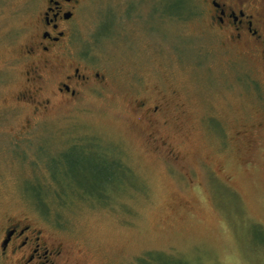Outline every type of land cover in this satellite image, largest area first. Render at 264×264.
<instances>
[{"label":"rangeland","instance_id":"obj_1","mask_svg":"<svg viewBox=\"0 0 264 264\" xmlns=\"http://www.w3.org/2000/svg\"><path fill=\"white\" fill-rule=\"evenodd\" d=\"M42 2L0 0V243L28 222L57 264H264V62L224 47L197 0H85L71 49L101 77L57 101L61 71L27 75ZM96 153L108 200L89 195ZM58 161L76 189L62 176L68 193L38 205ZM0 264L20 263L0 246Z\"/></svg>","mask_w":264,"mask_h":264},{"label":"flooded vegetation","instance_id":"obj_2","mask_svg":"<svg viewBox=\"0 0 264 264\" xmlns=\"http://www.w3.org/2000/svg\"><path fill=\"white\" fill-rule=\"evenodd\" d=\"M191 1L185 0L186 11V4ZM197 1L203 9L201 13L206 14L211 30L219 34L224 47L249 49L264 62V0ZM84 3L85 0H43L37 31L26 45L28 81H38L41 85L46 74L62 72L59 83L54 85L51 82L46 88L48 95L55 96L57 101L76 99L101 77L89 59L73 53L71 49L70 34L76 29L75 20ZM179 12H174L173 16ZM145 99L139 100L138 107L151 117L158 115L162 104H151L148 102L150 99ZM45 102L48 108L52 99ZM41 239H44L42 230L33 224L12 223L4 231L1 255L13 257L20 264H57V258L62 254L61 247L48 248L46 240Z\"/></svg>","mask_w":264,"mask_h":264},{"label":"trees","instance_id":"obj_3","mask_svg":"<svg viewBox=\"0 0 264 264\" xmlns=\"http://www.w3.org/2000/svg\"><path fill=\"white\" fill-rule=\"evenodd\" d=\"M72 148L80 150V148H83V147L78 146V145L75 144L70 149H72ZM81 151L85 152L82 149H81ZM96 160L98 161V163H97V165H98L97 171L98 172H96L97 175L99 176V173H101L102 171L107 172V173L105 174L106 176L102 177L103 181L100 180L99 184L94 185L95 188H94L92 194H89V195L92 196V197H95V198L98 197L99 199H103L104 198V200L105 199L108 200L111 197V194H110L109 190L113 189L112 186L115 187V188H118V185H114L115 183H114V180H113V177L116 175V174L114 175V171H116V170L113 169L112 171L108 172L107 167H106V164H108V162H107V160L103 159V157H102V155L100 153H96ZM58 164L60 165L59 173H58V175H56V179L52 178L53 182L56 185V189H54L53 191L52 190H48V187L43 182L40 183V185H38L37 188H36V190L39 191V193H38V195L36 196V199H35V202L38 205L40 203H44L48 207H50V206L53 207L52 199L48 198V196H50V197L52 196L53 200H56L57 198H62L63 199V196H65V194L68 193V192H66V189H62L61 188L60 179L62 178V176L65 177L67 180H69V182H68L69 189H72V190L76 189L75 186L70 182L71 178H69L67 176L68 172H70V171L68 170V172H67V170L62 167V164L60 163V161H58ZM124 166H125L124 164L119 163V167L121 169L124 168ZM62 190H63V192H61ZM80 192H82V191H80ZM56 203H58V202H56ZM50 208H49V210H50ZM49 210H46V211H49ZM165 261H167V263H170V264H189L187 262H184L183 260H171L169 258H168V260H165Z\"/></svg>","mask_w":264,"mask_h":264}]
</instances>
